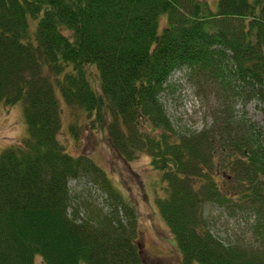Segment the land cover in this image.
Instances as JSON below:
<instances>
[{"label": "trees", "instance_id": "trees-1", "mask_svg": "<svg viewBox=\"0 0 264 264\" xmlns=\"http://www.w3.org/2000/svg\"><path fill=\"white\" fill-rule=\"evenodd\" d=\"M179 67L229 97L258 99L264 122V0H0V104L20 101L26 129L0 150V264H145L133 206L59 142L56 90L103 123L124 161L147 153L181 264H264V128L223 111L177 133L159 96ZM84 172L107 203L79 215L68 211V179ZM206 202L246 215L251 242L217 239Z\"/></svg>", "mask_w": 264, "mask_h": 264}, {"label": "rangeland", "instance_id": "rangeland-1", "mask_svg": "<svg viewBox=\"0 0 264 264\" xmlns=\"http://www.w3.org/2000/svg\"><path fill=\"white\" fill-rule=\"evenodd\" d=\"M205 1L210 6L215 3V0ZM163 19L161 16L160 24ZM89 78L97 87L96 73L92 69L89 70ZM55 94L61 107L59 142L68 154L88 157L133 206L137 215L135 242L144 263L181 264L173 237L155 206V200L164 195L165 182L161 180L159 171L150 168L147 153L139 152L132 160L124 161L110 147L102 122L92 124L91 115L77 107L62 104L58 90ZM159 99L177 133L208 127L223 111L228 112L232 119H248L264 128L258 99L247 98L245 94L229 97L218 85L206 84L204 79L199 82L186 67L170 72ZM25 133L21 102L8 106L0 104V150L17 142ZM68 189V211L78 207L81 215L85 211V204H89L88 209L93 206L105 209L106 193L101 180L93 173L84 172L69 178ZM202 214L211 233L223 243L251 242L246 215L231 212L212 202L203 204ZM34 264L42 262L36 257Z\"/></svg>", "mask_w": 264, "mask_h": 264}]
</instances>
